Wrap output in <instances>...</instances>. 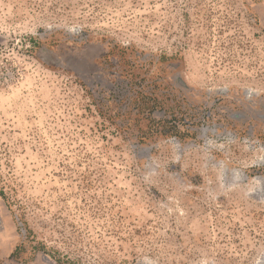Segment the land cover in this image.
Wrapping results in <instances>:
<instances>
[{"label":"rangeland","instance_id":"obj_1","mask_svg":"<svg viewBox=\"0 0 264 264\" xmlns=\"http://www.w3.org/2000/svg\"><path fill=\"white\" fill-rule=\"evenodd\" d=\"M0 264H264V0H0Z\"/></svg>","mask_w":264,"mask_h":264},{"label":"water","instance_id":"obj_2","mask_svg":"<svg viewBox=\"0 0 264 264\" xmlns=\"http://www.w3.org/2000/svg\"><path fill=\"white\" fill-rule=\"evenodd\" d=\"M4 41H5V38L0 34V44L3 43ZM2 209H3V207L1 204V200H0V229L5 231L6 226H5V224H3L4 223L3 217L1 216Z\"/></svg>","mask_w":264,"mask_h":264}]
</instances>
